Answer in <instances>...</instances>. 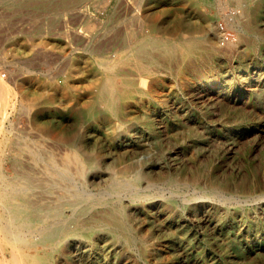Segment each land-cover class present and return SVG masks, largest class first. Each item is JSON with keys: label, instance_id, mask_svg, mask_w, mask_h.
Here are the masks:
<instances>
[{"label": "rangeland", "instance_id": "374dc122", "mask_svg": "<svg viewBox=\"0 0 264 264\" xmlns=\"http://www.w3.org/2000/svg\"><path fill=\"white\" fill-rule=\"evenodd\" d=\"M247 8L244 33L229 19ZM86 21L92 42L77 32ZM142 33L207 34L219 54L191 66L157 65L144 82L125 65L147 94L136 88L109 117L98 61L118 57ZM0 78L11 96L3 131L58 132L43 141L58 158H92L88 188L106 203L88 220L125 206L129 238L118 241L107 229L79 244L87 264H264V0H0ZM140 170L148 174L138 194L109 188Z\"/></svg>", "mask_w": 264, "mask_h": 264}, {"label": "bare ground", "instance_id": "6f19581e", "mask_svg": "<svg viewBox=\"0 0 264 264\" xmlns=\"http://www.w3.org/2000/svg\"><path fill=\"white\" fill-rule=\"evenodd\" d=\"M138 6L137 8L140 7ZM248 9L240 11L238 16L231 17L229 19L230 26L244 33L250 31ZM154 19L156 18L154 17ZM137 20L139 21V18ZM220 27L219 25L218 28ZM77 32L88 36L89 42H92L91 40L96 35L94 25L88 21L85 22L83 29ZM188 36L187 38L169 39L155 37L152 34H137L136 37L134 36L136 41L128 39L121 47L119 46L120 48L117 50L120 55L118 53V57L107 54L100 58L99 66L106 76L100 85L99 99L105 103L107 116L117 117L121 112V103L132 98L135 89L138 88L134 77L128 72H124L125 65H135L141 72L140 79L144 82L145 76L153 73L157 65L165 64L171 67L173 63L182 59L183 64L191 66L209 61L219 54V50L207 34L201 37ZM230 47H234V45H230ZM179 68L183 69L181 66ZM122 74H125L123 81L118 82L117 79ZM8 87L9 85L0 78V120L2 121L3 117L9 115L5 114L11 100ZM138 90L141 96L147 94L143 84H140ZM39 114L40 111H37L35 114L37 118ZM6 119L4 118L5 121ZM3 125L4 123H0V264H76V261L87 264V258L85 254L83 255L86 250L78 252L82 248L79 244L95 242L107 229L114 232L118 241L129 238L130 228L127 227L124 205L116 206L106 218L94 220L87 218L92 208L106 203L105 196L98 192L95 194L101 196H94L95 194L93 195L88 188L87 170L89 165L93 164L90 156H86L83 160L76 154L58 158L56 155L58 151L56 153L52 150L54 149L52 144L49 143L52 149L45 147V144L43 146L44 134H47L53 141L56 140L58 132L56 135L53 131L44 133V129V131H33V135L29 136L32 133L29 134L26 131H3ZM147 174L146 171L140 170L134 176L116 178L111 181L109 188L118 193L119 191H130L133 192V195L134 193L138 194V189H141L139 188L140 184L147 178ZM179 184L174 178L169 180V185L172 188H179ZM152 188L154 189V187ZM214 188L216 190L218 187L214 185ZM218 193L220 195L221 192L218 190ZM171 194L174 193L171 192ZM112 195L114 196V194ZM123 195H121L122 199L125 198ZM140 199L141 202L142 199Z\"/></svg>", "mask_w": 264, "mask_h": 264}]
</instances>
